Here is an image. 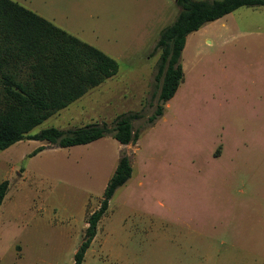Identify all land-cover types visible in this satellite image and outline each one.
I'll use <instances>...</instances> for the list:
<instances>
[{"label":"rangeland","instance_id":"rangeland-1","mask_svg":"<svg viewBox=\"0 0 264 264\" xmlns=\"http://www.w3.org/2000/svg\"><path fill=\"white\" fill-rule=\"evenodd\" d=\"M113 57L117 71L33 126L69 129L137 111L139 134L0 149V264H75L86 214L116 187L79 264H264V5L188 32L182 78L153 123L158 31L174 0H15ZM39 142V141H38Z\"/></svg>","mask_w":264,"mask_h":264},{"label":"trees","instance_id":"trees-1","mask_svg":"<svg viewBox=\"0 0 264 264\" xmlns=\"http://www.w3.org/2000/svg\"><path fill=\"white\" fill-rule=\"evenodd\" d=\"M174 19L158 31L154 49H159L155 79L159 81L156 103L146 118L148 123L162 114L182 78L179 62L188 32L240 5H264V0H176ZM117 61L95 45L66 31L15 0H0V149L22 138L37 139L58 146L91 141L110 134L119 143L133 142L138 130L132 120L137 111L114 116L105 122H90L69 129L50 125L35 132L30 129L43 119L98 85L117 71ZM33 148L30 154L42 149ZM126 154H120L103 188L97 208L85 216L84 237L73 253L79 264L96 224L105 212L114 189L131 174ZM8 179L0 180V203Z\"/></svg>","mask_w":264,"mask_h":264},{"label":"crops","instance_id":"crops-1","mask_svg":"<svg viewBox=\"0 0 264 264\" xmlns=\"http://www.w3.org/2000/svg\"><path fill=\"white\" fill-rule=\"evenodd\" d=\"M34 140H36L37 141V139H34ZM39 141V142H38ZM37 142H36V146H38V145H44L45 143H44V141H42V140H38ZM35 146V147H36ZM44 146H46V145H44ZM41 150V149H40ZM39 151V150H38ZM38 151H36V152H38ZM5 195V194H4Z\"/></svg>","mask_w":264,"mask_h":264},{"label":"water","instance_id":"water-1","mask_svg":"<svg viewBox=\"0 0 264 264\" xmlns=\"http://www.w3.org/2000/svg\"><path fill=\"white\" fill-rule=\"evenodd\" d=\"M174 1H176V0H174Z\"/></svg>","mask_w":264,"mask_h":264}]
</instances>
